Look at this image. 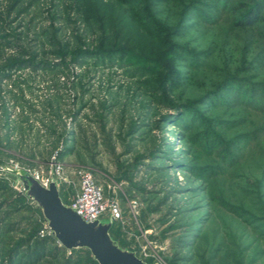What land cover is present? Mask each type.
Returning <instances> with one entry per match:
<instances>
[{
	"label": "rangeland",
	"instance_id": "obj_1",
	"mask_svg": "<svg viewBox=\"0 0 264 264\" xmlns=\"http://www.w3.org/2000/svg\"><path fill=\"white\" fill-rule=\"evenodd\" d=\"M240 78L264 81V0H0V264H95L15 173L71 205L80 167L148 264H264V112L234 106Z\"/></svg>",
	"mask_w": 264,
	"mask_h": 264
},
{
	"label": "water",
	"instance_id": "obj_2",
	"mask_svg": "<svg viewBox=\"0 0 264 264\" xmlns=\"http://www.w3.org/2000/svg\"><path fill=\"white\" fill-rule=\"evenodd\" d=\"M15 173L26 195L41 207L52 235L64 247L88 248L99 264H148L111 235L113 218L88 222L63 201L55 179L45 186L28 170L17 168Z\"/></svg>",
	"mask_w": 264,
	"mask_h": 264
},
{
	"label": "built area",
	"instance_id": "obj_3",
	"mask_svg": "<svg viewBox=\"0 0 264 264\" xmlns=\"http://www.w3.org/2000/svg\"><path fill=\"white\" fill-rule=\"evenodd\" d=\"M3 169L0 166V170ZM76 175L79 180V188L70 206L81 217L88 222H92L107 217L116 220L122 216L123 211L119 201L114 197L106 196L103 187L97 182L91 169L80 167L76 170ZM35 177L39 180L37 176ZM52 179L53 177L48 176L39 181L48 186Z\"/></svg>",
	"mask_w": 264,
	"mask_h": 264
},
{
	"label": "trees",
	"instance_id": "obj_4",
	"mask_svg": "<svg viewBox=\"0 0 264 264\" xmlns=\"http://www.w3.org/2000/svg\"><path fill=\"white\" fill-rule=\"evenodd\" d=\"M260 5L253 8L244 19L240 20L239 24L252 26L259 22L261 20ZM235 81V84H237L240 92L245 91V95H237L233 101L234 106H244L254 111L264 112V81H248L243 78ZM93 262L95 264H99L95 259H93Z\"/></svg>",
	"mask_w": 264,
	"mask_h": 264
}]
</instances>
